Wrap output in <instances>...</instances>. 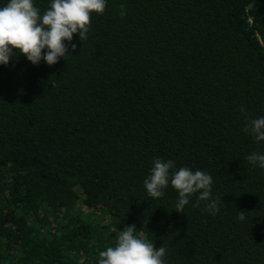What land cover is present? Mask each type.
Returning <instances> with one entry per match:
<instances>
[{
	"label": "trees",
	"instance_id": "16d2710c",
	"mask_svg": "<svg viewBox=\"0 0 264 264\" xmlns=\"http://www.w3.org/2000/svg\"><path fill=\"white\" fill-rule=\"evenodd\" d=\"M71 43L52 66L0 65V264H98L125 225L165 264H264V168L246 159L264 141L244 132L264 117V0H106ZM158 157L210 174L219 213L198 194L176 211L170 183L150 197Z\"/></svg>",
	"mask_w": 264,
	"mask_h": 264
},
{
	"label": "clouds",
	"instance_id": "9594fccd",
	"mask_svg": "<svg viewBox=\"0 0 264 264\" xmlns=\"http://www.w3.org/2000/svg\"><path fill=\"white\" fill-rule=\"evenodd\" d=\"M120 8L123 17L126 6L122 4ZM105 11L106 0H50L43 14L33 0H8L0 7V65H7L18 54L26 56L34 65L41 60L49 66L58 63L61 57L67 60L68 44L72 51L77 48L71 43L74 34L78 33L81 41L86 40L92 14L102 15ZM241 111L246 113L244 108ZM246 120L244 132L251 134L257 143L264 141V117L246 116ZM246 159L251 165L264 168V154L253 152ZM175 169L174 161L156 158L150 175L144 180L147 194L160 199L170 183L178 192L176 211L184 213L192 196L198 194L193 207L207 201L205 210L218 214L221 201L212 197V176L201 170L193 172L188 167ZM238 219H245V211H238ZM166 252L165 247L156 248L148 242L142 233L137 235L135 225H125L115 245L99 252L98 264H165Z\"/></svg>",
	"mask_w": 264,
	"mask_h": 264
}]
</instances>
